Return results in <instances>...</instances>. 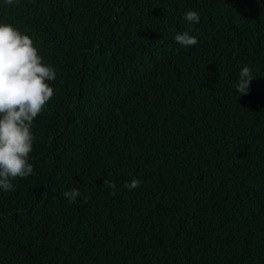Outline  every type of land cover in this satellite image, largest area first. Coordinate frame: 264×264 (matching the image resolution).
Segmentation results:
<instances>
[{
  "label": "trees",
  "instance_id": "1",
  "mask_svg": "<svg viewBox=\"0 0 264 264\" xmlns=\"http://www.w3.org/2000/svg\"><path fill=\"white\" fill-rule=\"evenodd\" d=\"M0 264H264V0H0Z\"/></svg>",
  "mask_w": 264,
  "mask_h": 264
}]
</instances>
